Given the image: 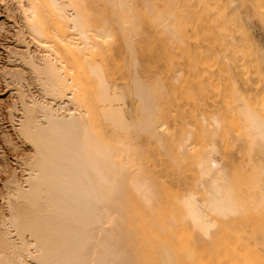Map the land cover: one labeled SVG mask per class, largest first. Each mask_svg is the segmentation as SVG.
Masks as SVG:
<instances>
[{
	"label": "rangeland",
	"instance_id": "374dc122",
	"mask_svg": "<svg viewBox=\"0 0 264 264\" xmlns=\"http://www.w3.org/2000/svg\"><path fill=\"white\" fill-rule=\"evenodd\" d=\"M60 1L61 6H45L37 0H0V69H25L20 55L12 54L22 50L58 56L70 69L84 121L124 158L141 200L152 203L141 222L155 230L146 235L148 252L166 245L178 264H241L245 258L264 264V229L244 225L215 236L211 247L194 249L190 228L170 223L171 205L156 203L163 187L170 198H183L195 187L212 117L224 130L232 121L234 88L252 101L256 77L264 84V0ZM25 25L37 34L26 32L19 42L13 33ZM36 75L67 96L56 77ZM13 92L0 78V199L13 191L10 175L22 177L20 161L29 152L9 122ZM147 103L152 106L148 122L142 117ZM224 130L221 146L227 143Z\"/></svg>",
	"mask_w": 264,
	"mask_h": 264
},
{
	"label": "bare ground",
	"instance_id": "6f19581e",
	"mask_svg": "<svg viewBox=\"0 0 264 264\" xmlns=\"http://www.w3.org/2000/svg\"><path fill=\"white\" fill-rule=\"evenodd\" d=\"M37 1L61 6L60 0ZM26 32L37 34L25 25L17 27L13 37L20 42ZM15 53L26 70L2 65L0 78L14 87L7 107L9 122L29 152L20 161L22 177L16 172L10 175L13 191L0 199V264H178L166 245L148 252L146 235H155V230L141 222L147 221L152 203L141 200L139 183L127 173L124 158L84 121L70 69L58 56L51 59L28 50ZM37 71L56 77L67 96L63 99L57 89L46 86ZM262 81L256 77L259 88L251 86L258 90L252 101L234 88L229 106L232 121L225 130L212 117L213 131L197 161L195 187L183 198H170L169 190L160 189L156 203L171 205L170 223L182 222L190 228L194 249L211 247L215 236L244 225L247 230L264 229ZM151 110L150 103L143 108L147 122ZM223 130L225 146L218 138ZM140 234L146 237L145 245ZM241 264L256 263L245 258Z\"/></svg>",
	"mask_w": 264,
	"mask_h": 264
}]
</instances>
